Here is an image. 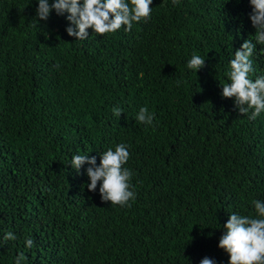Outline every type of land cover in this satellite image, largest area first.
<instances>
[{"label":"trees","instance_id":"1","mask_svg":"<svg viewBox=\"0 0 264 264\" xmlns=\"http://www.w3.org/2000/svg\"><path fill=\"white\" fill-rule=\"evenodd\" d=\"M37 7L0 0V240L16 236L0 264L20 252L22 264H228L223 224L264 201V113L251 120L221 95L234 51L254 37L249 0H153L131 31L85 40L54 10L36 20ZM194 53L206 57L197 73ZM142 107L152 125L137 121ZM119 143L130 145L131 207L101 201L89 165L70 164L88 154L98 165Z\"/></svg>","mask_w":264,"mask_h":264},{"label":"clouds","instance_id":"2","mask_svg":"<svg viewBox=\"0 0 264 264\" xmlns=\"http://www.w3.org/2000/svg\"><path fill=\"white\" fill-rule=\"evenodd\" d=\"M153 0H38L35 19L47 21L54 10L58 16H65L69 22L66 32L78 40L89 36L88 29L97 34L114 33L123 26L124 31H131L134 22L150 18V5ZM177 5L179 0H172ZM251 11L248 13L254 37L247 38L234 51V58L229 61L227 77L230 82L221 84L222 97L234 98V108L242 115H249L255 120L264 113V74L255 76L253 56L257 45H264V0H249ZM66 14V15H65ZM255 41V42H254ZM264 53V48L261 49ZM206 57L193 54L187 61V68L197 71L205 66ZM117 117L124 113L121 107H114ZM137 121L152 125L154 113L142 107L136 116ZM130 145L119 143L115 149L109 147L100 154L97 165L96 156L77 154L71 158V167L77 172L81 166L88 164L87 176L90 192L97 190L98 181L101 201H110L112 205L131 207L130 199L135 201L131 178L133 171L124 167L130 158ZM256 215H241L238 212L229 214L223 224V233L219 237L218 247L229 254L228 264H264V201H252ZM15 240L13 232L8 231L0 240V245L8 240ZM26 247L34 246L32 238H25ZM27 260L24 252L15 257V264ZM199 264H217L214 257L204 256Z\"/></svg>","mask_w":264,"mask_h":264}]
</instances>
